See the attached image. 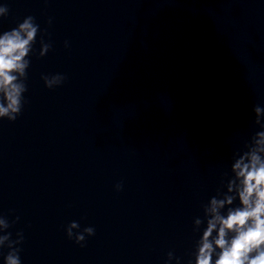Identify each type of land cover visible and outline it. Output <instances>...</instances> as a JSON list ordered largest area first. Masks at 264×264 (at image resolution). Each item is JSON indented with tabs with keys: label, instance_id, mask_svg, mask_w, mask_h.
I'll return each mask as SVG.
<instances>
[{
	"label": "water",
	"instance_id": "1",
	"mask_svg": "<svg viewBox=\"0 0 264 264\" xmlns=\"http://www.w3.org/2000/svg\"><path fill=\"white\" fill-rule=\"evenodd\" d=\"M4 4L0 33L33 16L52 43L30 57L21 115L0 120V215L19 218L22 264H184L201 205L259 130L264 0ZM72 221L95 229L84 247Z\"/></svg>",
	"mask_w": 264,
	"mask_h": 264
},
{
	"label": "clouds",
	"instance_id": "2",
	"mask_svg": "<svg viewBox=\"0 0 264 264\" xmlns=\"http://www.w3.org/2000/svg\"><path fill=\"white\" fill-rule=\"evenodd\" d=\"M8 15L7 4L0 5V18L7 19ZM46 35L47 31L40 29L33 16L0 33V120L15 122L21 115L26 103L30 57L43 58L52 49V43L45 41ZM38 36L37 54L34 45ZM41 79L46 88L54 89L64 83L66 76L56 73L42 75ZM252 111L253 126L259 130L233 152L230 171L220 174L215 195L201 205L203 215L194 218L192 227L199 238L194 240L184 264H264V108L254 105ZM115 188L122 190V184ZM16 220L10 223L7 216L0 215L3 264H22L20 245L24 235L17 232L16 239H12L8 231ZM65 232L69 240L81 247L85 246L86 237L95 235L93 227L81 230L76 221L70 222ZM173 260L182 264L183 258L169 251L166 264Z\"/></svg>",
	"mask_w": 264,
	"mask_h": 264
}]
</instances>
